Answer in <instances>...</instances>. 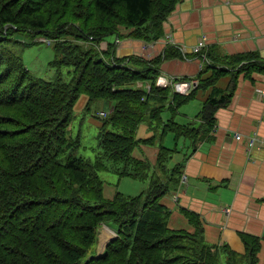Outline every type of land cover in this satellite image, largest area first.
Listing matches in <instances>:
<instances>
[{"label":"trees","instance_id":"16d2710c","mask_svg":"<svg viewBox=\"0 0 264 264\" xmlns=\"http://www.w3.org/2000/svg\"><path fill=\"white\" fill-rule=\"evenodd\" d=\"M184 1L0 0V264H82L101 224L118 236L106 255L87 264L258 263L259 238L244 234V253L227 243L209 244L193 211L183 208L194 232L169 227L171 210L161 199L170 184H179L183 166L169 168L176 152L162 141L169 133L197 140L203 128L212 131L216 111L231 102L239 76L264 73V58L220 55L210 48L205 68L211 74L203 77L206 69L201 71L199 83L181 93L157 84L163 63L185 54L175 44L151 59L118 57L116 43L101 48L113 35L159 40L165 21ZM39 38L49 40L56 52L51 79L33 74L20 55ZM227 74L232 75L229 87H218ZM208 88L211 93L196 116L201 124L179 123V109ZM83 94L89 98L87 111L98 100L114 103L105 116L98 113L103 120L95 159L78 154L82 133H72L75 105ZM146 121L155 133L138 138ZM160 140L157 173L134 151ZM107 171L148 181V189L138 195L118 191L109 199L101 177Z\"/></svg>","mask_w":264,"mask_h":264},{"label":"crops","instance_id":"0c3cea01","mask_svg":"<svg viewBox=\"0 0 264 264\" xmlns=\"http://www.w3.org/2000/svg\"><path fill=\"white\" fill-rule=\"evenodd\" d=\"M123 32L128 30L123 29ZM164 33L167 38L174 39L172 44L185 48L186 54L166 60L161 75L173 80H198L199 83L200 72L209 62L192 51L201 38L206 39L207 48L210 46L211 51L220 55L255 53L264 58V0H185L165 21ZM108 43H116L118 57L137 54L148 59L159 55L167 46L165 40L147 42L115 36L108 42L103 41L101 48L106 49ZM210 74L211 70L206 69L202 76ZM231 80L232 75L227 74L219 79L217 86L228 88ZM211 90H198L197 97L179 109L176 120L181 124L192 122L198 127L201 119L196 116ZM82 96L75 110L85 113L89 98L85 94ZM109 106L112 111L114 103ZM102 108L108 109L104 104ZM166 114L165 120L170 117L168 112ZM95 125L100 130L102 121H95ZM154 133L146 121L139 126L137 136L149 138ZM238 133L241 139L235 137ZM171 134L174 145L169 147L163 141L162 144L181 154L171 168L182 164L183 171L179 184H170L171 188L161 199L171 210L169 227L194 232L196 227L183 212V208L188 209L200 216L209 244L227 243L244 253L243 235L259 238L261 248L257 264H264V73L239 76L231 102L216 111L212 131L206 133L203 128V136L197 140L184 136L176 139ZM252 137H258V144L250 148ZM160 143L161 140L155 144L142 143L134 151L136 158L148 161L152 171L157 173H161L158 166ZM184 174L187 182L182 180ZM125 177L139 181L135 177ZM144 190L145 184L141 191ZM118 191L122 192L119 186L104 185L105 196L109 199Z\"/></svg>","mask_w":264,"mask_h":264},{"label":"rangeland","instance_id":"374dc122","mask_svg":"<svg viewBox=\"0 0 264 264\" xmlns=\"http://www.w3.org/2000/svg\"><path fill=\"white\" fill-rule=\"evenodd\" d=\"M18 38L24 39L26 41L31 40L27 36L26 37L18 36ZM111 38H115V36L113 35L107 37L106 42L110 41ZM201 39H203L206 42L205 38H201ZM159 40H165L166 45L168 44L171 45L172 43L170 42L174 41V39L171 36L170 37L168 36L167 38L165 35H163ZM50 43L51 42L45 38H39V43L26 47L23 51L20 52V55L23 57L24 62L27 65V67L30 69V71L36 76H39L44 79H51L55 74V68L51 65V61L56 57V52L53 47V44ZM209 47L208 48L205 47L201 52H197L195 54H203L202 57H204L205 59V56L210 50ZM183 52H185L186 54L185 48H183ZM205 60L207 61V58ZM66 72L67 69L64 70V73ZM81 98L82 99L86 98V96H82ZM100 102L103 103L100 104ZM111 103H112L111 101L98 100L93 103L91 111H86L85 113L79 112L78 110L74 111V119L71 126L72 133L74 136H76L78 133H80V131H82V138H83V146L78 151L79 155H83L85 157L95 159V157L99 153L100 150L98 146L99 129L95 125V121L97 120L102 121L103 118L99 117L98 116L99 112L96 111H101L102 109H104L102 108V104H104L108 109L102 111L109 112L110 111L109 104ZM163 116L166 117L167 114L165 113ZM164 143L169 147L174 145V139L171 133L166 136ZM180 155H181L180 153L177 154L175 153L173 159H171V161L168 164L169 168H171V165H174L178 161ZM101 177L104 179L105 184H114L116 186H119V190H121L125 194L136 195L142 192L141 190L143 189L144 184H145L144 191L148 189V181H140V180L137 181L129 177L120 179L119 178L120 176L113 171L102 172ZM94 253H95V245L92 247L89 255H93Z\"/></svg>","mask_w":264,"mask_h":264},{"label":"built area","instance_id":"2783aa9c","mask_svg":"<svg viewBox=\"0 0 264 264\" xmlns=\"http://www.w3.org/2000/svg\"><path fill=\"white\" fill-rule=\"evenodd\" d=\"M173 42L174 41H171L170 43H173ZM205 47L207 48V44L202 39L199 41V43L196 46L193 47L192 51L194 53L201 52ZM205 59H206V56H205ZM157 84L161 85V86L172 85L176 91H179L181 93H186L198 84V80H191V81L173 80L172 78L169 79L166 76L161 75V76H159V78L157 80ZM99 114L101 116H105L106 112L101 111ZM235 137L237 139H241L242 135L238 133V134H235ZM257 144H258V137H252V139H250V141H249V147L251 148ZM182 180H183V182H187V175L186 174L183 175Z\"/></svg>","mask_w":264,"mask_h":264},{"label":"water","instance_id":"95a60500","mask_svg":"<svg viewBox=\"0 0 264 264\" xmlns=\"http://www.w3.org/2000/svg\"><path fill=\"white\" fill-rule=\"evenodd\" d=\"M118 233L116 230H114L111 226L107 224H101L98 229H97V234H96V241L93 244L95 245V253L93 255H88L84 258L82 264H87L94 258H100L106 255L108 251L109 245L117 238Z\"/></svg>","mask_w":264,"mask_h":264}]
</instances>
